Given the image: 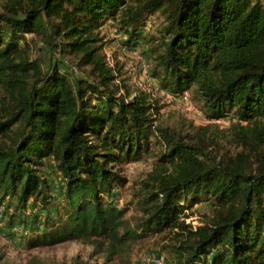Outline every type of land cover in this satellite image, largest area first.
<instances>
[{"label": "trees", "instance_id": "16d2710c", "mask_svg": "<svg viewBox=\"0 0 264 264\" xmlns=\"http://www.w3.org/2000/svg\"><path fill=\"white\" fill-rule=\"evenodd\" d=\"M151 16L160 24L144 35ZM108 22L127 50L146 46L159 91L190 92L208 120H228L239 151L219 152L208 126H160L162 107L145 93L119 95L101 54ZM43 48L61 58L44 68L30 56ZM152 148L154 166L133 186L141 217L131 226L109 198L126 182L119 166ZM46 167L61 178L59 202ZM4 199L56 208L42 224L26 218L43 228L30 249L78 241L114 255L167 231L175 264H264V0H1ZM198 204L211 214L192 228L185 214Z\"/></svg>", "mask_w": 264, "mask_h": 264}, {"label": "rangeland", "instance_id": "374dc122", "mask_svg": "<svg viewBox=\"0 0 264 264\" xmlns=\"http://www.w3.org/2000/svg\"><path fill=\"white\" fill-rule=\"evenodd\" d=\"M159 24L160 20L156 17H148L142 30L143 34L146 35L154 31ZM29 37L27 36V38ZM100 37H102L101 54L116 77L114 84L119 87V95H124L126 89L132 95L145 93L150 100L162 107L157 117V123L160 126L186 130L193 134L196 133L197 127L208 126L207 135L216 142L219 152L233 155L239 151V148H236L231 142L230 134L227 131L230 125L228 120H208L202 110L201 103L194 100L190 92L184 95L187 100L183 101L181 97H172L157 89V84L149 76L148 63L150 64V61L146 60L148 53L144 44L138 45L134 50H127L123 46L125 37L121 36L116 31L115 24L110 22L100 28ZM30 56L31 59H38L44 68L49 63L61 58L51 55L46 48H43L42 51H31ZM70 59H63L66 63L65 68L71 75L81 76L82 72L72 70L69 64L67 65V61ZM152 149V152L142 157L140 161L124 163L119 166L126 182L116 188L112 197L109 198L119 209L125 210L124 219L131 226L136 225L141 217L136 208V200L132 199L133 186L152 170L155 161L154 155L158 152L157 148ZM42 173L48 181L50 193L55 197L56 202H59L58 199H61L60 187H63L61 178L48 167L43 168ZM53 204H55V200ZM55 210L56 208L53 207L44 209L40 205L33 206L31 201L26 204L25 208H19L16 200H0V264H156L153 259L160 257L163 259L162 264H175L176 257L168 248L175 241L173 234L167 231L160 235L128 243L114 255H109L105 250L96 251L92 245L78 241L27 248L28 239L43 228L39 226L38 230L34 231L31 220L25 223L26 218L36 216L39 223L42 224L47 217L54 216ZM210 214L211 209L207 205L198 204L186 212L187 216L184 221L194 228L205 223L206 217ZM11 216H13V224H9ZM14 226H24L29 232L26 235L11 232Z\"/></svg>", "mask_w": 264, "mask_h": 264}, {"label": "built area", "instance_id": "2783aa9c", "mask_svg": "<svg viewBox=\"0 0 264 264\" xmlns=\"http://www.w3.org/2000/svg\"><path fill=\"white\" fill-rule=\"evenodd\" d=\"M181 99L183 100V101H186L187 100V98H186V96H183V97H181ZM29 213L27 212V215H28ZM19 232V233H21V234H24V235H26L28 232H29V230L27 229V228H25L24 226H14V228L11 230V232ZM162 258L160 257V258H157V259H153V261H155V263L156 264H162Z\"/></svg>", "mask_w": 264, "mask_h": 264}]
</instances>
